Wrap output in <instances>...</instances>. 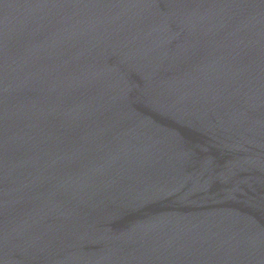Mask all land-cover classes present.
Returning <instances> with one entry per match:
<instances>
[{"label": "water", "instance_id": "95a60500", "mask_svg": "<svg viewBox=\"0 0 264 264\" xmlns=\"http://www.w3.org/2000/svg\"><path fill=\"white\" fill-rule=\"evenodd\" d=\"M0 264H264V0H0Z\"/></svg>", "mask_w": 264, "mask_h": 264}]
</instances>
